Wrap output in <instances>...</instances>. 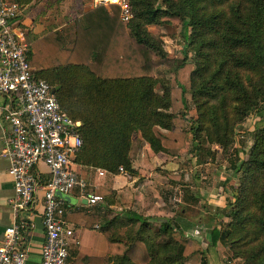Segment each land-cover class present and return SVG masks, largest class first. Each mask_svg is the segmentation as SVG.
<instances>
[{"label": "trees", "instance_id": "trees-1", "mask_svg": "<svg viewBox=\"0 0 264 264\" xmlns=\"http://www.w3.org/2000/svg\"><path fill=\"white\" fill-rule=\"evenodd\" d=\"M15 1L21 6L41 0ZM129 3V22L120 20L117 5L110 6L111 12L102 5L85 11L75 21L71 48L63 46L57 32L29 47V65L50 86H59L54 95L61 110L80 122L81 145L73 162L114 174L123 167L134 174L130 150L135 133L153 152L172 157L187 147L189 133L196 146L205 136L227 151L235 124L263 109L264 0ZM164 24L180 25L186 51L194 54L185 53L168 82L154 76V56L167 52L148 29ZM159 83L162 94L156 91ZM192 166L187 159L179 169ZM236 171L241 174L237 194L228 203L230 220L211 229L208 245L172 220L153 231L146 218L126 211L98 225L106 254L73 264H185L195 254L200 264H208V250L218 242L246 264H264V125L255 127L248 158ZM64 217L66 222L83 220L88 228L100 220L84 210Z\"/></svg>", "mask_w": 264, "mask_h": 264}, {"label": "crops", "instance_id": "crops-1", "mask_svg": "<svg viewBox=\"0 0 264 264\" xmlns=\"http://www.w3.org/2000/svg\"><path fill=\"white\" fill-rule=\"evenodd\" d=\"M93 7L92 0H41L37 3L21 5V12L13 20L12 27L23 33L28 48L34 41L50 32H57L63 46L71 48L75 37V21ZM106 9L111 12L109 8ZM18 102L17 96H0V106ZM8 131V123L0 117V152ZM183 150L185 149L180 151V156ZM130 157L135 170L134 174L127 172L114 174L99 168L74 165L75 170L87 181L88 192L102 196V201L95 205H88L78 190L66 194L67 198L64 199L66 212L84 210L95 213L100 218L92 228L85 227L83 220L78 223L67 222L73 229V236L69 239V264H73L76 259L104 256L107 244L103 234L98 230V225L126 211L141 215L152 225L157 224L159 228L172 220V224L182 229L185 234H189L188 236L198 238L206 245L209 244L210 232L215 226H210L212 228L207 229L202 238L193 234L197 232L196 224L200 220L204 221L208 212H199L193 203L186 202V197L184 198L181 192L178 193L177 198L175 197V204L170 205L169 198L171 193H174L173 189L177 190V186H183L180 183L185 179V175L184 178L181 177L182 170L178 169V157H172L163 152H153L138 133L133 134ZM7 168L8 161L0 155V242L5 228L14 222H20L23 225L21 245L28 254L26 264H39L41 248L45 240L42 224L43 191L38 189L32 205L20 210L15 216L11 207L14 189ZM192 168L195 169V165ZM189 171L192 172V169ZM36 174L41 187L49 178L47 166L43 162L37 165ZM175 175L179 178H175L173 182L170 176ZM231 176L236 177L235 170ZM191 187L194 188V186ZM97 191L102 195L96 193ZM175 196H177L176 192ZM208 257L211 260L208 264L220 263L217 245L209 248Z\"/></svg>", "mask_w": 264, "mask_h": 264}, {"label": "built area", "instance_id": "built-area-1", "mask_svg": "<svg viewBox=\"0 0 264 264\" xmlns=\"http://www.w3.org/2000/svg\"><path fill=\"white\" fill-rule=\"evenodd\" d=\"M95 6L119 7V18L129 22L133 12L129 0H92ZM21 12L14 0H0V96H17L18 103L0 106V117L9 125L0 155L8 161L15 216L29 208L38 189L43 191L42 224L45 240L39 264H69V239L73 229L65 220L66 202L57 192L78 190L88 205L102 201L89 193L87 181L75 170L73 159L81 138L73 121L60 108L53 87L28 63V45L22 32L12 27ZM43 162L49 178L40 187L37 165ZM118 172L126 173L123 167ZM102 173V171H100ZM22 224L14 222L4 230L0 242V264H26L27 251L21 245ZM197 231V230H196Z\"/></svg>", "mask_w": 264, "mask_h": 264}, {"label": "rangeland", "instance_id": "rangeland-1", "mask_svg": "<svg viewBox=\"0 0 264 264\" xmlns=\"http://www.w3.org/2000/svg\"><path fill=\"white\" fill-rule=\"evenodd\" d=\"M149 29L155 38L162 41V45L167 52L165 57L154 56V76L158 80L168 82L174 68L181 64L185 53L190 58L194 54L191 51H186L180 25H156L150 26ZM156 91L162 94L163 88L160 83L156 86ZM187 101L189 106H192L190 95H187ZM261 106L264 109V103ZM263 109L251 112L235 124L234 140L227 151L208 142L205 136L200 138V143L196 146V143L191 139V133L188 134V145L182 151V155L178 156L177 165L179 167L180 163L189 159L194 163L195 169L191 168L192 172H190L189 170L179 169L177 167L179 170H182L181 177L184 178L185 175V183L181 181L180 184L183 186H177V190L173 189L174 193H171L169 201L170 205H174L175 197L177 198L178 193L181 192L183 197H186V202L193 203L199 212H208V215H205L204 221L201 222L200 220L198 224L194 222L197 232L193 234L199 238L203 237V233L207 229L213 226L222 227L230 220L228 216V203L233 201L237 194L238 181L241 173L236 171V177H232L231 175L234 173L236 166L248 158V152L254 140L255 127L257 125H264ZM173 185L175 186V184ZM191 186H194V188ZM196 191L199 193L198 196ZM175 192L177 196H175ZM206 224L209 226H205ZM149 225L153 231L160 229L157 224L152 225L149 223ZM217 248L220 255L219 264H246L244 258L233 257L232 251L225 244L218 242ZM200 259V255L195 254L185 264H200ZM209 259L208 257V263L211 261Z\"/></svg>", "mask_w": 264, "mask_h": 264}, {"label": "water", "instance_id": "water-1", "mask_svg": "<svg viewBox=\"0 0 264 264\" xmlns=\"http://www.w3.org/2000/svg\"><path fill=\"white\" fill-rule=\"evenodd\" d=\"M58 88H59V86L53 87L52 92L55 93ZM57 195L62 197L63 199L67 198L66 194H62V193L57 192Z\"/></svg>", "mask_w": 264, "mask_h": 264}]
</instances>
